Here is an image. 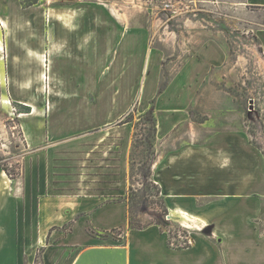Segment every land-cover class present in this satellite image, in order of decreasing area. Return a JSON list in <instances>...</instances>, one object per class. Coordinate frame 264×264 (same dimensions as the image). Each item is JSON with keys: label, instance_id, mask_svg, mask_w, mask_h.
I'll list each match as a JSON object with an SVG mask.
<instances>
[{"label": "crops", "instance_id": "obj_1", "mask_svg": "<svg viewBox=\"0 0 264 264\" xmlns=\"http://www.w3.org/2000/svg\"><path fill=\"white\" fill-rule=\"evenodd\" d=\"M243 2L264 8V0ZM0 9L8 17L0 26L15 29L7 86L32 108L21 125L38 159L31 194L0 166V264H264V157L247 131L213 130L193 119L192 90L201 87L196 61L156 104L153 180L169 217L189 230V245L176 247L158 224L128 225L130 132L115 124L125 112V52L113 69L123 24L104 7L96 17L81 2L55 15L41 12L30 20L36 27L24 31L22 13L6 0ZM258 38L264 54V29ZM131 42L139 59V41ZM89 226L105 235L125 229L115 240L88 233Z\"/></svg>", "mask_w": 264, "mask_h": 264}, {"label": "rangeland", "instance_id": "obj_2", "mask_svg": "<svg viewBox=\"0 0 264 264\" xmlns=\"http://www.w3.org/2000/svg\"><path fill=\"white\" fill-rule=\"evenodd\" d=\"M6 1L12 12L23 14L24 31L36 27L30 20L41 12H45V17L55 15V11L81 2L92 5L95 15L100 8H106L123 24L125 40L117 47L119 65L113 69L122 64L125 52V112L115 124L126 126V134L130 132L129 185L125 195L128 220L130 215L134 222L160 225L176 247L189 244V230L185 223L169 217L167 205L160 201L161 187L153 180L152 168L158 157L156 104L181 68L194 60L201 87L192 90L196 100L191 111L193 119L210 123L213 130L247 131L251 144L264 157V54L258 38V32L264 29V8L246 6L243 0ZM2 11L0 23L8 20ZM8 23L0 26V47L4 48L0 50V166L7 168L3 169L5 174L17 187L23 182L31 194L36 192L38 159L21 125L27 109L18 103L19 95L16 97L7 86L4 68L10 49L8 39L15 33ZM132 38L135 46L139 41V59L132 51ZM148 96L151 99L146 101ZM5 98L9 103H4ZM101 109L104 110L102 106ZM77 166L76 174L80 175L79 166L83 165ZM262 203L264 207V199ZM124 229L122 226L109 233L119 240ZM87 231L109 235L96 232L91 226Z\"/></svg>", "mask_w": 264, "mask_h": 264}, {"label": "trees", "instance_id": "obj_3", "mask_svg": "<svg viewBox=\"0 0 264 264\" xmlns=\"http://www.w3.org/2000/svg\"><path fill=\"white\" fill-rule=\"evenodd\" d=\"M25 108H26L27 110L24 111V113H29V112H31V110H30V106L25 105ZM3 169H4L5 171H7V168H4V167H3ZM159 193L161 194V190H160V188H159ZM160 201H161L162 204H164V205L166 206V204H165V199H164L163 196H160ZM165 210H166V212L168 211L167 206L165 207ZM148 225H149V223H148V224H142V223H139V222H134L133 219H132V216L129 215V227H130V228L143 229V228L147 227ZM188 245H189V244L187 243V244H185V245H182L181 247H187Z\"/></svg>", "mask_w": 264, "mask_h": 264}, {"label": "bare ground", "instance_id": "obj_4", "mask_svg": "<svg viewBox=\"0 0 264 264\" xmlns=\"http://www.w3.org/2000/svg\"><path fill=\"white\" fill-rule=\"evenodd\" d=\"M262 62H263V64H264V61L262 60ZM0 100H1V98H0ZM4 103H9L7 100H4Z\"/></svg>", "mask_w": 264, "mask_h": 264}]
</instances>
